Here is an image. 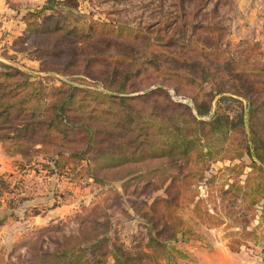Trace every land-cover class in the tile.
I'll list each match as a JSON object with an SVG mask.
<instances>
[{
    "label": "rangeland",
    "instance_id": "1",
    "mask_svg": "<svg viewBox=\"0 0 264 264\" xmlns=\"http://www.w3.org/2000/svg\"><path fill=\"white\" fill-rule=\"evenodd\" d=\"M47 1H0L7 8H0V69L4 64L19 67L46 86L65 83L125 96L134 108L143 107L144 102L140 101H144L146 92L160 87L170 102L190 108L197 119L209 120L214 112L233 121L241 115L246 121L252 119L245 124V133L238 126L229 132L228 128L234 127L230 124L210 143L217 150L211 168L214 171L243 163L248 171L253 160L260 162L241 150L240 133L246 142L252 131L262 143L259 150L264 154V107L258 103L250 113L236 88L244 83L243 73L264 68V0ZM48 5L52 7L43 8ZM185 68L189 72L207 69L210 74L198 79L169 75V70ZM231 71L238 78L232 77ZM121 79L125 81L122 91L113 90ZM106 81L110 84L106 85ZM223 88L226 91H221ZM206 96L209 113L197 116L194 104ZM151 99V110L145 107V111L134 114L133 120L137 121L133 125L153 133L151 144L159 151L164 121L152 117ZM75 115L79 125L82 113ZM95 118L100 119L99 115ZM175 121L183 124L181 116ZM111 124L101 120L90 122L95 128L92 145L86 143V133L78 130L63 144L58 142L49 149L62 153L59 167L54 166L58 157L51 151L42 149L22 158L19 154H7L0 142L3 152L17 157L10 160L14 161L13 168H9L7 159L2 162L0 224L9 213L22 214L26 210L35 213L58 207V213L63 214L46 224L20 225L16 235L1 234L0 264H39L34 254L40 249L52 252L56 248L64 256L75 252L73 264L94 263V258L104 261L103 264H115L112 254L117 249L122 251L120 257L127 253L125 264H195L197 258L187 257V243L200 245L208 252L221 247L230 251L227 243L231 238L226 233L230 228L224 224L215 228L194 226L193 233L161 240L163 246L147 245L161 223L158 210L147 208L145 215L144 206L165 196L171 183L191 179L173 177V171L164 167L168 158L158 154L148 162L113 167L120 158L116 132L121 130L110 128L114 126ZM104 127L110 132H101ZM123 131L128 133V129ZM247 144L253 152L251 139ZM97 148L108 153L96 157ZM241 151V157H237ZM174 161L186 164L190 159ZM149 166H155L157 171L149 170ZM208 177L205 174L199 183L203 184ZM199 191L205 194L204 184L199 185ZM179 214L186 220L190 218L188 207H181ZM252 227L257 238L246 239L239 251L250 257L252 262L247 264H264V226L255 218L248 229ZM95 234L101 241L93 254L89 250L78 251Z\"/></svg>",
    "mask_w": 264,
    "mask_h": 264
},
{
    "label": "trees",
    "instance_id": "2",
    "mask_svg": "<svg viewBox=\"0 0 264 264\" xmlns=\"http://www.w3.org/2000/svg\"><path fill=\"white\" fill-rule=\"evenodd\" d=\"M50 0L47 1V4ZM46 5V4H45ZM44 6L43 8H51ZM31 12V15L37 14ZM144 59H147L146 57ZM170 71L169 75H184L198 79L200 75H208L210 71L200 69L202 72ZM249 73L242 74L244 83L236 88V93L245 98L246 107L252 113L261 103L264 107V68H258ZM232 77L238 76L232 72ZM251 77V79H250ZM106 85L110 82L106 81ZM113 90L122 91L125 86L124 79L115 84ZM178 90V88H175ZM221 91H226L224 88ZM228 91V90H227ZM160 87L153 91L146 92L143 107L134 108L131 101L125 96H116L103 91L77 88L68 84L60 86H46L40 80L31 78V74L24 69L9 64H4L0 69V142L3 150L9 155L19 154L22 158L31 157L34 153L45 149L55 148L58 142L63 144L68 140V136L80 130L86 133L87 144L92 145V134L94 127L90 125L92 121H105L112 123L110 128H120L117 137L120 139L118 155L120 158L113 167H124L137 161H151L155 156L161 155L168 158V165L165 170L173 171V177L182 176L184 179H191L193 182H173L165 189V196H158L154 201L145 205V215L147 208L158 210L157 215L160 220V228L156 235L150 236L147 245L150 243L163 246L161 240L176 239L178 234L193 233L192 227L204 226L205 228H215L224 224L230 228L226 233L230 236L231 242L227 243L230 251H239L245 245L246 239H256L255 228H248L256 218L258 224L264 226V154L261 152L262 143L258 142L251 131L250 137L245 139L240 133V148L249 157H256L260 162H251L249 170L245 171L247 165L243 163L227 165L213 171L211 162L215 160L217 150L210 146L214 139L220 136L221 131L233 132L237 126L245 133V124L252 122L245 120L239 115L236 120H231L227 115H218L215 112L210 115L209 120L197 119L191 114V109L174 104L167 99ZM79 96V98H77ZM153 102L154 112L152 117L163 119L162 146L160 150L154 149L151 144L153 133L143 130L142 126L133 125L137 120H133L134 114L145 111V107L151 110L149 100ZM157 104H156V101ZM207 96L200 98L194 104L197 116L208 115L210 106ZM136 102H138L136 100ZM141 108V109H140ZM82 113L83 120L78 123L75 114ZM99 115L100 119H96ZM107 116V117H106ZM181 116L183 124H178L175 119ZM115 117L118 122L113 119ZM139 117V116H138ZM111 124V125H112ZM79 129H78V128ZM132 127V128H131ZM77 128V129H74ZM137 129L134 132V129ZM104 127L101 132H110ZM128 129V133L124 132ZM188 129V131H187ZM100 142L102 139L98 138ZM251 139L253 152L247 141ZM96 157L105 155L106 150H100ZM242 151L237 154L241 157ZM54 156V166L63 156L60 150H52ZM76 155V153L74 154ZM190 159L186 164H178L174 159ZM156 172L155 166H149ZM160 169H158L159 171ZM130 173V172H128ZM205 174L209 177L203 182L205 194L201 195L199 183ZM241 176H244L242 179ZM181 207H188L190 212L189 220L181 217ZM84 241L78 248L89 250L93 254L97 243L101 238L97 236ZM121 250H116L112 254L115 264H125L124 258L120 257ZM64 253V252H63ZM56 248L52 252L40 251L34 254L39 264L52 260L54 264H73L75 252L71 251L65 256ZM120 254V255H119ZM146 255L145 253H143ZM72 256V257H71ZM68 259V260H67ZM95 264H103L102 260L93 259ZM90 263V264H94Z\"/></svg>",
    "mask_w": 264,
    "mask_h": 264
},
{
    "label": "crops",
    "instance_id": "3",
    "mask_svg": "<svg viewBox=\"0 0 264 264\" xmlns=\"http://www.w3.org/2000/svg\"><path fill=\"white\" fill-rule=\"evenodd\" d=\"M0 8L5 10L7 9L3 7V4H1V2H0ZM0 24H1V19H0ZM6 159L10 162V160L17 159V157L14 156L11 157L7 155L5 152H3L0 145V173L2 171L1 168L4 166L2 162L6 161ZM13 163L14 161H12V163L10 162L9 168L15 167L13 166ZM57 209L58 207H54L52 209H47V210L39 209L41 211L35 213L26 210V213L20 214V212H17L15 213V215H13V213H9L6 219L3 221V223L0 224V236L1 234H4V236L5 235L8 236L12 234L16 235L17 233L20 232L19 230L21 229L20 225L22 226L42 225L50 221H53V219L58 217L57 215L59 216L63 215L61 213L59 214ZM185 249L188 255L187 257H189V260L197 258V262L195 264H207L209 261L212 262V264H247L252 262L250 261V257L245 256L244 254H242L241 251L239 252L227 251V249H225L224 247L215 249L214 251L211 250V252H208V249L200 245L197 244L190 245L189 243H187Z\"/></svg>",
    "mask_w": 264,
    "mask_h": 264
}]
</instances>
